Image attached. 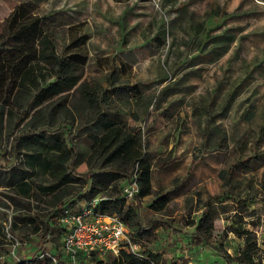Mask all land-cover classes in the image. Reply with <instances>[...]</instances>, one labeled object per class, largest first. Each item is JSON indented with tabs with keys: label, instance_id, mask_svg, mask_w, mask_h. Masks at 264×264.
Segmentation results:
<instances>
[{
	"label": "rangeland",
	"instance_id": "1",
	"mask_svg": "<svg viewBox=\"0 0 264 264\" xmlns=\"http://www.w3.org/2000/svg\"><path fill=\"white\" fill-rule=\"evenodd\" d=\"M20 1L0 0V31L4 19ZM33 1L41 13L55 18L61 54L69 40L61 21L72 19L84 24L83 30L89 34L83 48L89 57L84 78L106 86V77L117 75L118 84L137 85L145 95L140 105L135 97H129L125 105L119 104L128 113L138 111V124L148 140L146 150L154 156V162L160 158L167 160L154 172L155 194L140 199L143 221H158L153 229L157 239L150 245L139 239L141 247L162 251L166 264H226L204 242L191 237L194 227L190 223L201 215L203 201L210 199L219 212L204 234L215 245L222 244L236 255L243 240L230 232L229 226L237 201L244 197L251 198L247 206L248 210H254L251 215V211L243 213L244 224L256 231L261 244L264 165L255 168V163L260 161L256 156L264 158V0H197L188 10V15L194 16L184 22L185 29L179 21H173L180 12L175 14L166 0L129 4L115 0ZM179 1L180 5L188 2ZM218 7L228 13L226 17L211 15L212 9ZM204 18V32L197 35L192 24ZM161 26L168 31L162 48L153 39ZM232 27L237 34L227 52L213 61H209L208 55L201 56L200 45ZM210 28L213 30L209 31ZM166 88L169 93L161 98ZM76 96H71V102ZM132 117L129 114L128 120L136 124ZM62 119L59 115L58 122ZM17 120L7 121L5 117L0 128L3 181L12 174L6 169L12 162V137L24 126L23 121ZM205 130L214 134L208 143ZM224 134L228 147L219 149L218 140ZM72 140L80 153L88 148L86 138L76 129ZM246 156L253 158L228 172L226 180L230 184L226 183L219 173ZM75 167L80 174L89 170L84 162L76 161ZM131 176L122 178L113 191L124 196L123 188ZM161 191L170 192L172 201L165 211L158 212L150 204ZM82 196L85 195L72 200L74 206L86 201ZM48 198H23L14 188L0 186V264H14L41 252L63 253L57 232L43 237L49 219L46 213L53 207L46 203ZM127 202L135 205L134 198ZM18 215L38 218L39 232L33 233L35 225L24 228L18 222L15 227L13 221ZM55 218L56 215L52 219ZM161 220L178 232L160 225ZM127 229L132 235L134 229L128 226ZM261 260L264 262V258Z\"/></svg>",
	"mask_w": 264,
	"mask_h": 264
},
{
	"label": "trees",
	"instance_id": "2",
	"mask_svg": "<svg viewBox=\"0 0 264 264\" xmlns=\"http://www.w3.org/2000/svg\"><path fill=\"white\" fill-rule=\"evenodd\" d=\"M180 12L173 20H178L179 24L194 16L193 13L188 15L186 8ZM211 13L215 17H226L228 14L219 7L212 9ZM205 21L206 18L202 22H193L192 28L197 35L204 32ZM63 23L61 21L60 24ZM55 29V18L41 13L33 0L20 1L3 21L0 31V128L3 127L5 117L7 121H23L24 126L11 140L12 162L6 169L12 171V174L6 181L1 176L3 165L0 151V186L14 188L18 195L27 199L39 200L49 196L46 203L53 207L46 213L49 219H46L43 237L57 232L60 244L63 228L55 219L58 220L63 207L74 206L72 200L76 196L85 195L82 196L86 197L83 204L100 197L95 207L97 212L118 215L128 227L134 229L132 235L128 231L132 239L138 242L141 239L150 245L157 239L153 229L158 221H143L139 211L140 199L155 194L154 172L167 160L160 158L154 162V156L146 150L148 140L143 130L129 123L126 118L128 112L124 106L119 105H125L129 97H135L140 105L145 95L138 87L129 90L117 85L115 75L106 77L109 86L108 82L104 86L97 80L84 78V67L89 57L83 48L88 36L74 35L69 30V42L61 54ZM212 30L210 28L209 31ZM166 32L164 27L158 36L162 44L165 43ZM236 34L232 27L221 35L210 36L200 45L203 52L201 56L208 55L209 61L220 57L228 51ZM167 90L161 98L166 97L169 93ZM74 95H77L75 101L71 102V96ZM59 115L63 119L58 122ZM133 117L138 119L137 115ZM74 129L87 140L88 148L83 153H80L78 145L72 140ZM204 135L208 143L214 134L205 130ZM227 145V136L224 134V138L218 140L217 148L222 149ZM256 157L260 161L256 160L255 168H259L264 165V158L261 155ZM252 158L246 156L238 163L234 162L229 170H222L219 175L228 183V172L232 173L235 166ZM76 161L86 163L89 170L83 174L78 173ZM134 173H137L139 191L134 198L135 205L132 206L126 197L113 190L122 178ZM83 187H86L85 193ZM250 199L244 197L237 201L233 222L229 226V231L243 240V246L236 255L228 252L222 244L215 245L204 234L209 222L219 212L210 199L203 201L201 215L190 223L194 227L191 237L204 242L226 264H264L261 260L264 258V239L260 244L256 231L247 227L243 220L244 212L251 211V215L254 211L248 210ZM171 201L170 192L161 191L150 207L163 212ZM260 202L264 206V188ZM55 215L56 218L52 219ZM37 219L18 215L13 225L16 227L18 222L24 228L35 225L32 229L33 233H37L40 230ZM160 225L178 232L162 220ZM67 260L64 253L47 251L21 258L14 264H64ZM73 264H166V261L162 251L148 246L141 247L138 253L122 248L118 254H108L106 257L79 256V260Z\"/></svg>",
	"mask_w": 264,
	"mask_h": 264
},
{
	"label": "built area",
	"instance_id": "3",
	"mask_svg": "<svg viewBox=\"0 0 264 264\" xmlns=\"http://www.w3.org/2000/svg\"><path fill=\"white\" fill-rule=\"evenodd\" d=\"M139 191L137 173L123 188L127 199L135 198ZM100 197L91 199L81 208L65 206L61 210L58 222L63 228L61 247L68 260L64 264H73L79 256L96 255L106 257L108 254H118L122 248L138 253L141 245L130 237L125 222L115 214L97 212L95 207ZM44 254L42 253L41 256ZM55 261L56 258H53Z\"/></svg>",
	"mask_w": 264,
	"mask_h": 264
},
{
	"label": "crops",
	"instance_id": "4",
	"mask_svg": "<svg viewBox=\"0 0 264 264\" xmlns=\"http://www.w3.org/2000/svg\"><path fill=\"white\" fill-rule=\"evenodd\" d=\"M21 1H23V0H21ZM115 1H117V2H119V3H126V4H129V3H133V2H137V3H145V2H148L149 0H115ZM166 1H169L170 2V4H171V6H173V11L175 12V14H177L178 12H180V11H182L183 9H187V10H189L190 9V6H191V4L193 3V2H195V1H197V0H188V2H186V3H183L182 5H180V1L179 0H166ZM191 10V9H190ZM130 13V12H129ZM181 13V12H180ZM125 15H127V13H125L124 14V17H125ZM180 14L178 13V16H179ZM176 18H177V16H176ZM175 18V19H176ZM178 21V20H177ZM184 20L182 21V22H180L184 27H185V24H184ZM63 25H64V27H66V31H67V35H68V32H69V30H71V28L70 27H73L74 29H72L71 30V32H73L74 33V35L75 34H85V35H87L88 36V40H87V42L89 41V34L87 33V32H85L83 29H84V24H82V23H78V22H76V21H74V20H72V19H66V20H64V23H63ZM151 25H153L154 27H155V24H151ZM80 27V28H79ZM165 26H161L158 30H157V32H156V34H155V36L153 37V39L154 40H156V44H157V46L158 47H160V48H162V47H164L165 46V44H166V42H167V37H168V31L166 32V39H165V43L164 44H162L161 43V41H160V39H159V34L161 33V30H162V28H164ZM70 28V29H69ZM166 28V27H165ZM156 30V28L154 29V31ZM68 39H69V37H68ZM68 42H69V40H68ZM198 59V58H197ZM126 65V64H125ZM125 67V69H126V67H127V65L126 66H124ZM115 78L117 79V85H120V84H118V76L117 75H115ZM108 82V86H109V81H107ZM123 86V85H122ZM126 88H128L129 90L130 89H132V88H134V87H138L137 85H134V86H131V87H129L128 85L127 86H125ZM139 88V87H138ZM141 89V88H140ZM131 115V116H134V115H137L138 116V119H135L134 117H132L133 118V121H135V123L136 124H133L132 123V125H135V126H137V127H140L139 126V124H138V120H139V115H138V111H131V112H129L127 115H126V118H127V120H128V115ZM173 114V112H171V113H169V115H172ZM129 121V120H128ZM129 123L131 124V122L129 121Z\"/></svg>",
	"mask_w": 264,
	"mask_h": 264
}]
</instances>
